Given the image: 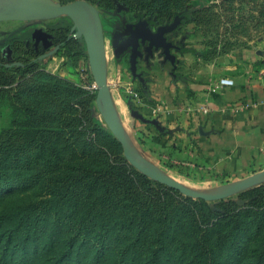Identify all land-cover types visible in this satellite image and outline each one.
Listing matches in <instances>:
<instances>
[{
	"label": "rangeland",
	"instance_id": "rangeland-1",
	"mask_svg": "<svg viewBox=\"0 0 264 264\" xmlns=\"http://www.w3.org/2000/svg\"><path fill=\"white\" fill-rule=\"evenodd\" d=\"M84 1L105 17L126 15L152 30L195 8L170 41H180L208 64L239 57L264 67V0H115L119 12L113 0ZM50 23L0 22V43L15 41L30 25ZM65 53L15 76L0 72V264H264V188L244 207L228 202L264 182L219 200L225 202L216 205L218 212L210 202L161 183L142 181L148 197L132 200L118 175L120 143L100 114L91 119L84 109L96 95L82 83L88 64L73 63ZM20 57L24 63L36 58ZM153 168L208 195L264 171L233 177L206 167L184 175Z\"/></svg>",
	"mask_w": 264,
	"mask_h": 264
},
{
	"label": "crops",
	"instance_id": "crops-1",
	"mask_svg": "<svg viewBox=\"0 0 264 264\" xmlns=\"http://www.w3.org/2000/svg\"><path fill=\"white\" fill-rule=\"evenodd\" d=\"M98 14L103 30L106 84L122 130L142 158L155 167H168L183 175L197 167L226 170L233 177L264 170L263 66H256L254 59L239 57L218 64L205 63L180 41H170L169 34L176 31L173 28L167 38L176 48L170 51L169 57L160 51L153 52L148 59H138L133 72L129 50L134 36L130 27L139 19L131 21L130 17L119 14L105 17L99 11ZM59 19L38 20L49 21L47 26H50ZM69 22L73 25L70 19ZM33 26L37 25L28 26L15 38L11 48L7 47L13 61L24 53L20 41L29 35ZM116 29L124 32L114 36ZM59 32L67 34L69 29ZM77 41L79 45L75 40L66 43L69 46L64 47L65 55L73 63L86 60L88 64L84 42ZM4 45L1 42L0 49ZM79 50L82 54L75 55ZM4 59L0 54V61L7 63ZM70 72L77 74L79 80L74 69ZM82 83L95 85L89 64L88 75ZM130 91L138 94V104Z\"/></svg>",
	"mask_w": 264,
	"mask_h": 264
},
{
	"label": "water",
	"instance_id": "water-1",
	"mask_svg": "<svg viewBox=\"0 0 264 264\" xmlns=\"http://www.w3.org/2000/svg\"><path fill=\"white\" fill-rule=\"evenodd\" d=\"M1 2H3V5L0 7V21H27L67 17L73 22L70 35L65 38L63 43L57 45L47 54L36 57L32 62L41 61L53 55L61 46L72 39L83 40L90 73L96 87V108L113 136L120 143L123 156L137 171L158 183L179 191L185 196L202 199L208 202L219 201L246 187L264 182L263 171L249 178L244 183L227 189L220 194L208 195L185 188L179 182L159 173L153 168L154 165L142 158L136 150L131 147L120 125L104 74L103 30L97 9L84 0H76L68 4H58L52 0H0V3ZM114 3L116 10L119 12L122 6L115 0ZM147 25L148 23L146 21H139L133 26V29L142 28L145 31L144 35L131 33L134 39L130 45L129 62L133 72L136 71L138 59H148L152 56L153 52L159 50L160 46L156 43L157 38H160L163 33H169L173 29V26L159 27L154 33L149 30ZM114 44L118 45V42L115 41ZM167 46L165 54L166 57H169L172 46L170 43H167ZM8 58H10V56ZM6 66L11 68L14 66L23 67L24 65L20 62H14ZM134 116L138 119L141 118L137 113H134Z\"/></svg>",
	"mask_w": 264,
	"mask_h": 264
},
{
	"label": "trees",
	"instance_id": "trees-1",
	"mask_svg": "<svg viewBox=\"0 0 264 264\" xmlns=\"http://www.w3.org/2000/svg\"><path fill=\"white\" fill-rule=\"evenodd\" d=\"M195 10H196L195 8H189V9L185 8L184 10L176 13L175 14V22L171 26H173V28H177L178 25H181L183 22L190 21L192 19L193 12ZM70 24L71 23L69 22V19L67 17H63V18L59 19L57 26L62 30L63 29L67 30V32H68ZM72 40H75L76 44L79 45L80 41H77L78 39H72ZM64 47L67 48L68 44L64 45ZM79 54H82V50H79L75 53V55H79ZM34 59H32V60H34ZM32 60L30 62H27V63H24V62H22V60H19L17 62L22 63L24 66L23 67L14 66L11 68H6L4 65L7 63H3L0 61V72H2L3 74H5V72L13 73L15 76L18 73H20L21 71H23L24 69H26L27 67H29L30 65H33L34 63H36V62H32ZM38 62H42V61H37V63ZM0 86L3 87L5 85H3V83H2V85H0ZM84 109L86 110V112L88 113V116L91 119L94 118V116H93L94 113L99 114L97 109H96V106H95V95L88 97V100L85 104ZM25 112L30 116V120H32V122L35 123L36 117L33 115V112L31 111V109H26ZM115 157H116L117 161L120 163V167H118L119 179L121 182H123L124 188H129L131 190L129 198H131L132 200L142 201L146 197H148L147 192L143 189V186L141 185L142 181H145V182H147V184L152 185V186H157V187L161 186L160 183H157L156 181L149 179L148 177H146L145 175H143L142 173L137 171L133 166H131L128 163V161L125 159V157L123 156L122 152L117 153L115 155ZM263 188H264V185L243 191L238 196L232 197L230 199V201H228V202H232L233 205L236 207H244V206L248 205L249 203H252V202H255L256 200H258L260 195H261V191ZM221 202H225V201H211L210 202L211 211L212 212H218L216 205L221 203ZM26 264H28V263H26ZM40 264H43V262ZM56 264H59V263H56Z\"/></svg>",
	"mask_w": 264,
	"mask_h": 264
},
{
	"label": "flooded vegetation",
	"instance_id": "flooded-vegetation-1",
	"mask_svg": "<svg viewBox=\"0 0 264 264\" xmlns=\"http://www.w3.org/2000/svg\"><path fill=\"white\" fill-rule=\"evenodd\" d=\"M139 21H143V20L139 19L137 21V23ZM72 26L73 25L71 23L70 27H69V32L67 34H65V37L70 35V31H71ZM147 26H148V28H151V25L149 23H148ZM157 28H159V27H157ZM157 28H155V30L153 31L154 33L157 30ZM60 30H62V29H60L57 26V24L50 25V26H43V25L33 26L32 30L29 33V35L28 36H24L23 39L20 41L21 43H23V49H24L23 51H24V53H32L36 57H39V56H42V55L47 54L48 52L52 51L57 45H60L61 43L64 42V39L61 38L62 35H60V32H59ZM130 31L133 34H135V33H137L139 35H142V34L144 35L145 34V31L142 28L133 29V27H130ZM122 32H124V31L116 29L114 31V36H118V35L122 34ZM167 34L168 33H163L161 35V37L157 38V40H156L157 45L160 46L158 51H160L165 56H166L165 50L168 47L167 43H169L168 38H167ZM13 42L14 41H12L11 43H7L6 42L4 47H3V49H0V54L2 56H5V58H6V59H4V61L9 63V64L16 62V61H13L14 59L8 58L10 56V54L8 52V48L7 47L11 48ZM64 45L61 46L53 55L58 53L60 50H63L64 49ZM174 48H176V47L172 46L170 51L172 49H174ZM53 55H51V56H53ZM51 56H48V57H51ZM47 58H44L41 61H44Z\"/></svg>",
	"mask_w": 264,
	"mask_h": 264
},
{
	"label": "built area",
	"instance_id": "built-area-1",
	"mask_svg": "<svg viewBox=\"0 0 264 264\" xmlns=\"http://www.w3.org/2000/svg\"><path fill=\"white\" fill-rule=\"evenodd\" d=\"M89 88L92 89V90H96L95 85H90ZM130 96L132 97V99L134 100V102L136 104H138V102H137L139 100L138 94L135 91H130Z\"/></svg>",
	"mask_w": 264,
	"mask_h": 264
}]
</instances>
